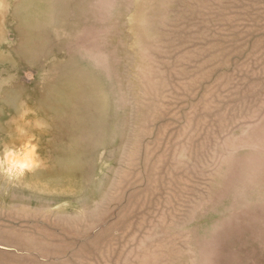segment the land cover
I'll return each mask as SVG.
<instances>
[{
    "label": "rangeland",
    "instance_id": "obj_1",
    "mask_svg": "<svg viewBox=\"0 0 264 264\" xmlns=\"http://www.w3.org/2000/svg\"><path fill=\"white\" fill-rule=\"evenodd\" d=\"M30 139L0 264H264V0H2L0 157Z\"/></svg>",
    "mask_w": 264,
    "mask_h": 264
},
{
    "label": "clouds",
    "instance_id": "obj_2",
    "mask_svg": "<svg viewBox=\"0 0 264 264\" xmlns=\"http://www.w3.org/2000/svg\"><path fill=\"white\" fill-rule=\"evenodd\" d=\"M0 6H2V0H0ZM27 114L28 112L25 111L20 118L23 119ZM18 131L21 135H25L23 128H18ZM37 166V145L33 144L31 139L20 148L4 147L3 155L0 157V174L13 179L26 171H32Z\"/></svg>",
    "mask_w": 264,
    "mask_h": 264
}]
</instances>
